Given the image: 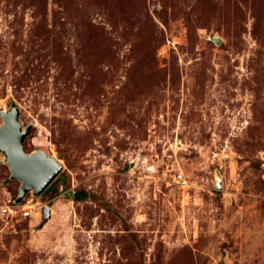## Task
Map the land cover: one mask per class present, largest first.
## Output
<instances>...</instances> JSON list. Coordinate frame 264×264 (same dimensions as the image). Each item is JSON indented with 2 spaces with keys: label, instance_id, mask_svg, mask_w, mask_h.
<instances>
[{
  "label": "rangeland",
  "instance_id": "obj_1",
  "mask_svg": "<svg viewBox=\"0 0 264 264\" xmlns=\"http://www.w3.org/2000/svg\"><path fill=\"white\" fill-rule=\"evenodd\" d=\"M12 105L62 169L0 154V264H264V0H0Z\"/></svg>",
  "mask_w": 264,
  "mask_h": 264
},
{
  "label": "water",
  "instance_id": "obj_2",
  "mask_svg": "<svg viewBox=\"0 0 264 264\" xmlns=\"http://www.w3.org/2000/svg\"><path fill=\"white\" fill-rule=\"evenodd\" d=\"M215 42L218 37L212 38ZM0 154H3L4 163L10 170L9 178L19 181L15 204L19 203L29 192L40 195L48 185L57 177L62 169L54 156L47 155L43 150L32 152L24 150L23 142L32 127L28 123L22 127L19 120V110L12 105L9 110L0 108ZM2 159L0 158V164ZM216 188H220V177H216ZM50 217V208L46 209L43 220Z\"/></svg>",
  "mask_w": 264,
  "mask_h": 264
},
{
  "label": "built area",
  "instance_id": "obj_3",
  "mask_svg": "<svg viewBox=\"0 0 264 264\" xmlns=\"http://www.w3.org/2000/svg\"><path fill=\"white\" fill-rule=\"evenodd\" d=\"M178 183H179V185H181L182 187H185V186H187V181L184 179V178H182V176L181 175H178L177 176V180H176ZM30 201L31 200H27L26 202H25V204H24V206H23V209L24 208H32L33 206H34V204H32V203H30ZM12 207H6L5 208V210H7V211H9V212H12L13 210H15V205H11ZM29 210H25L24 211V213H28L29 214Z\"/></svg>",
  "mask_w": 264,
  "mask_h": 264
},
{
  "label": "trees",
  "instance_id": "obj_4",
  "mask_svg": "<svg viewBox=\"0 0 264 264\" xmlns=\"http://www.w3.org/2000/svg\"><path fill=\"white\" fill-rule=\"evenodd\" d=\"M86 197H87V192H85L84 190H78V191L73 192V195L70 199L74 201H80V200L85 199Z\"/></svg>",
  "mask_w": 264,
  "mask_h": 264
}]
</instances>
